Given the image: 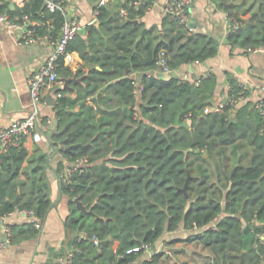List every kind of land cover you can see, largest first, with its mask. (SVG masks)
<instances>
[{
    "label": "trees",
    "instance_id": "16d2710c",
    "mask_svg": "<svg viewBox=\"0 0 264 264\" xmlns=\"http://www.w3.org/2000/svg\"><path fill=\"white\" fill-rule=\"evenodd\" d=\"M60 1L61 7L50 10L45 0H24L14 8L10 0H0V12L15 21L27 15L43 22L32 25L33 35L55 40L68 11L66 1ZM92 1L98 22L66 44V52L77 51L88 69L76 70L83 78L73 83L74 95L56 86V126L50 134L52 144L73 163L69 178L61 180L69 196L66 225L83 232L72 241L73 263L132 264L143 252L127 249L153 246L165 231L182 225L185 239L200 241L211 253L201 264H264V121L251 102L237 105L247 91L240 82L230 80L221 111L205 112L214 105L215 75L194 85L175 73L213 56L218 42L202 33L188 38V27L167 15L162 35L156 26L141 35L142 22L132 20L142 17L152 0H140L136 7L135 0H115V9ZM215 1L240 21L235 28L231 23L227 39L232 46L264 47V0ZM120 7L126 16L119 14ZM160 50L172 70L166 75L160 73ZM138 71L144 74L136 95ZM72 73L60 55L58 78ZM74 143L86 146L64 150ZM79 158L87 161L74 166ZM63 165L60 160L59 173ZM76 196L92 210H80ZM51 203L45 157L30 160L23 139L0 153V216L31 209L42 218ZM28 224L36 228L33 221ZM8 226L13 239L14 227ZM159 256L142 261L163 264Z\"/></svg>",
    "mask_w": 264,
    "mask_h": 264
},
{
    "label": "crops",
    "instance_id": "0c3cea01",
    "mask_svg": "<svg viewBox=\"0 0 264 264\" xmlns=\"http://www.w3.org/2000/svg\"><path fill=\"white\" fill-rule=\"evenodd\" d=\"M23 1L10 0L14 3L12 8L20 6ZM65 1L68 14L80 23L83 29L81 32L86 33L85 26L96 19L94 10L96 2L92 0ZM165 2L166 0H152L148 10L137 19V22H142L143 28L147 29L156 26L159 29L158 33L162 35V21L166 15ZM104 3L109 4L111 9L116 8L115 0H104ZM232 3L231 0L225 5ZM188 13L189 23H192L191 34L202 33L216 40L218 49L213 56L203 61L186 63L175 73L190 81L204 72L215 75L214 104L228 97L231 79L243 83L247 91L245 96L238 100L237 105L251 102L254 107V101L259 96H264V47L246 50L243 47L232 46L227 39L231 23L227 20L225 8L215 0H194ZM241 15L247 17L249 12ZM54 44V40L49 38L26 40L18 29L8 27L0 21V130L15 119L28 115L32 110L28 78L52 52ZM64 64L73 70L72 75L76 74L82 78L83 75L77 74L76 70L80 66L88 69L75 50L70 52V59L64 60ZM160 73L166 75L171 72ZM73 83L76 82H71L72 88H68L72 90V95L75 94ZM58 85L62 87V78H58L51 87L43 88L42 96L45 102L42 101L38 105L40 115L50 119V126L39 124L30 135L23 139L30 160L38 162L41 157L46 159V174L52 203L44 217L38 218L39 227L35 229L28 224L30 219L18 209L0 216V235L5 234L6 226L14 227V238L10 245L0 251V264H60L59 258L73 248V239L83 234L66 225L70 212L69 196L62 192V197L53 204L58 193V162L63 161V168L73 165L50 139V134L56 126V115L53 104L47 101V96L51 94L55 99V89ZM52 146L55 147L53 151ZM48 156H50V165L47 163ZM26 164L27 160L22 165ZM21 177H24V174H21ZM187 234L188 231L182 225L165 231L151 246L152 253H160L158 260L163 264H195L197 259H195L193 247L202 250L205 254L209 251L200 241L185 239ZM174 239L176 240L173 241ZM116 245L117 241H114L113 246L116 247ZM145 256L147 254L143 253L132 264H140Z\"/></svg>",
    "mask_w": 264,
    "mask_h": 264
},
{
    "label": "built area",
    "instance_id": "2783aa9c",
    "mask_svg": "<svg viewBox=\"0 0 264 264\" xmlns=\"http://www.w3.org/2000/svg\"><path fill=\"white\" fill-rule=\"evenodd\" d=\"M46 5L50 10L61 7V1L56 0H45ZM194 0H166L164 5L165 14L169 17V19H175L178 22L186 25L188 29L191 31V26L189 25V13L188 9ZM140 0L133 1L134 7L138 5ZM100 3H104V0H100ZM119 14L121 16L127 15V10L125 7L119 8ZM68 12L66 13V20L61 26L59 36L54 40V49L50 54H48L41 64V66L35 70L32 75L28 78V87L31 94L32 99V110L30 113L24 117L15 119L12 121L7 127H4L0 130V153L7 151V149L11 145H17L30 135L39 124L46 125V127L50 126V119L46 117H42L40 115L38 105L40 102H45L44 97L42 96L43 88L51 87L58 80V63L60 55H63L64 60L70 59V52H66V44L68 41L81 29V25L78 21L73 20L72 18L68 19ZM227 20L232 23V28H235L239 25L240 21L231 18L226 13ZM0 21L4 22L8 27H12L18 29L22 33V37L26 40H41L44 39L41 36H34V29L32 25L43 23L39 20H32L29 16L23 15L21 21H15L10 18L8 13L0 12ZM232 21V22H231ZM164 56V50L159 51V60L158 63L162 66L161 72H172V70L166 65ZM209 73L204 72L199 76L195 77L192 82L194 85H198L201 77L207 76ZM187 79L186 77H183ZM243 89H247L246 86L241 83ZM141 85L139 81L135 84L134 92L137 95L138 90ZM264 88V86H263ZM230 89V86H229ZM242 93V92H240ZM245 95H240L239 99ZM229 97H227L228 100ZM235 101L234 98L230 99V102L233 103ZM225 102L217 101L213 106L208 105L204 108V111L207 112L210 109H215L217 111H221L223 108V104ZM254 108L260 114L264 121V96H259L254 101ZM264 131V127L262 128ZM87 161L86 158H79L75 162L74 166H79L84 164ZM73 172V168L71 166L67 168H63L60 173H58L60 180H67L70 174ZM22 213H24L30 221H33L36 227H39V219L36 217L35 213L31 209H18ZM10 213V212H9ZM95 243H99L97 238H93ZM12 241V231L9 226L5 228V234L0 235V251L10 245ZM141 250L143 253L147 254V259H150L152 256L151 245L148 243H142L138 246L127 249V252L130 251ZM60 264H74L73 263V248L68 250L64 255L59 258ZM140 264H146L145 262H140Z\"/></svg>",
    "mask_w": 264,
    "mask_h": 264
},
{
    "label": "water",
    "instance_id": "95a60500",
    "mask_svg": "<svg viewBox=\"0 0 264 264\" xmlns=\"http://www.w3.org/2000/svg\"><path fill=\"white\" fill-rule=\"evenodd\" d=\"M10 6H11V7L14 6V3H13V2H10ZM67 18L70 19V18H71V14H68V17H67ZM132 21H133V22H137L136 19H135V20H132ZM93 22H94V23H97L98 20L94 19ZM189 25L192 27V23H191V22L189 23ZM146 30H147V28H143V30H142V32H141V35H143V34L146 32ZM80 31H83V29L81 28ZM191 36H193V34H190V35L188 36V38H190ZM178 70H179V69H178ZM143 74H144V72H142V71H138V72H136V73H135V79H136L137 81H140V80L142 79V77H143ZM81 80H82V76H77L76 74H73V75H71V76H68V77H65V78H64L62 87H65V88H72V86L70 85L71 82H79V81H81ZM101 95H102V92H99V93L97 94V99H98L99 103H100V101H101ZM47 101H48L49 104H53V103H54V99H53V96H52L51 94L47 96ZM221 101H222V102H226V101H227V97H224ZM183 124L186 125V124H187V121L183 122ZM85 146H86V144H82V143H74V144H69V145H67L66 147H64V150H65V151H71L72 149H75V148H83V147H85ZM54 148H55V147L52 146V151L54 150ZM47 163H48V165H50V156L47 157ZM57 177H58V179H57L58 193H57V197H56L55 201H53V204L56 203V201H58V200L62 197V192H63L62 187H61V182H60L59 175H57ZM186 185H187V182H186L185 186L182 188L183 190H185ZM73 200H74L76 206H77L80 210H82V211H84V212H90V211L92 210L91 207L88 208V207H87V206H86V205L80 200V198H79L78 196L74 197ZM10 202L13 203V204H15V203L17 202V198L11 200ZM102 242H103V241H100V243H102ZM239 264H243L242 261H240Z\"/></svg>",
    "mask_w": 264,
    "mask_h": 264
},
{
    "label": "rangeland",
    "instance_id": "374dc122",
    "mask_svg": "<svg viewBox=\"0 0 264 264\" xmlns=\"http://www.w3.org/2000/svg\"><path fill=\"white\" fill-rule=\"evenodd\" d=\"M194 249V250H193ZM192 250L195 252V256H196V258L195 259H197L196 261L197 262H195V264H201V263H203L205 260H207L209 257H210V251H209V249H208V254H205L202 250H200V249H196L195 247H193L192 248ZM193 256V255H192Z\"/></svg>",
    "mask_w": 264,
    "mask_h": 264
}]
</instances>
